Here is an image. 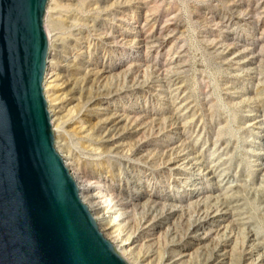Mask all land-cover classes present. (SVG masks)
I'll return each instance as SVG.
<instances>
[{
  "label": "rangeland",
  "instance_id": "obj_1",
  "mask_svg": "<svg viewBox=\"0 0 264 264\" xmlns=\"http://www.w3.org/2000/svg\"><path fill=\"white\" fill-rule=\"evenodd\" d=\"M49 30L56 147L133 264H264V0H50Z\"/></svg>",
  "mask_w": 264,
  "mask_h": 264
},
{
  "label": "water",
  "instance_id": "obj_2",
  "mask_svg": "<svg viewBox=\"0 0 264 264\" xmlns=\"http://www.w3.org/2000/svg\"><path fill=\"white\" fill-rule=\"evenodd\" d=\"M50 0H0V264H130L56 147Z\"/></svg>",
  "mask_w": 264,
  "mask_h": 264
},
{
  "label": "bare ground",
  "instance_id": "obj_3",
  "mask_svg": "<svg viewBox=\"0 0 264 264\" xmlns=\"http://www.w3.org/2000/svg\"><path fill=\"white\" fill-rule=\"evenodd\" d=\"M52 46H53L52 45V35H51L50 30H49V56H48L47 96L46 97L49 101L50 112H51L52 119H53L54 110H53L52 104H51V102L53 101V99H52L53 97L51 98V96L49 95V91L51 88L49 82L53 81L51 79L54 77L53 76L54 75V66H55L56 62L54 61V58L52 57V50H53ZM119 122H121V120ZM54 132H56V127L54 128ZM57 150L63 156L67 167L69 168L71 174L73 175V177H74V179L78 185L80 197H81L82 201L88 205L91 213L93 214V216L95 217V219L97 221V224H98L100 230L102 231L104 236L106 238H108L114 244L117 252L120 255H122L130 264H133L131 258L134 256L137 257V255H140V254L136 255V251L138 250L137 249L138 248V242H139L138 236H134V235L131 236L130 235L127 237H123L122 236L123 233L121 235L120 230H118V228L116 227L120 223L117 222V219H116L117 216L114 215L115 210H112L111 208L106 207L104 205L103 199H102L104 194H103L102 190L99 188V186L95 185L92 181H90L84 175H80L78 173L77 168L75 167V162L72 161L70 153L67 154V153L61 152L59 149H57ZM121 231H123V230H121ZM137 253H139V252H137ZM128 255H129V257H128ZM140 259L143 260V257H141Z\"/></svg>",
  "mask_w": 264,
  "mask_h": 264
}]
</instances>
